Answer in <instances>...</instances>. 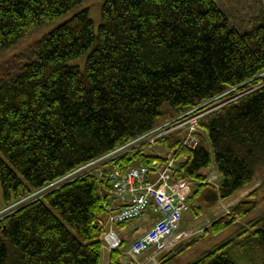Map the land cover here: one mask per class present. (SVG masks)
<instances>
[{
  "label": "trees",
  "instance_id": "trees-1",
  "mask_svg": "<svg viewBox=\"0 0 264 264\" xmlns=\"http://www.w3.org/2000/svg\"><path fill=\"white\" fill-rule=\"evenodd\" d=\"M85 1L0 0V53ZM100 11L97 31L80 11L0 68V211L11 207L0 219V264H100L103 217L114 201L104 176L90 171L12 205L216 102L239 96L203 116L195 149L181 133L157 140L176 162L173 180L194 183L191 214L230 199L264 168V8L262 23L245 32L217 0H104ZM144 150L131 149L111 168L166 163ZM211 168L219 188L204 183ZM250 196L211 230L256 209L257 193ZM210 248L187 264H264V214ZM119 259L112 252L109 264Z\"/></svg>",
  "mask_w": 264,
  "mask_h": 264
},
{
  "label": "built area",
  "instance_id": "built-area-1",
  "mask_svg": "<svg viewBox=\"0 0 264 264\" xmlns=\"http://www.w3.org/2000/svg\"><path fill=\"white\" fill-rule=\"evenodd\" d=\"M185 118L186 116L183 115L162 124L161 127L146 134L147 146L140 144L137 148L146 146V149L151 152L157 145V140L172 134V132H177L184 135V145L194 149L195 145L200 142L197 135L199 122L194 120L192 123L190 122L192 118L189 117L187 120ZM189 128L190 131H188ZM126 146L128 147V145ZM120 148L86 165L93 167L97 163L107 162L105 158L115 157L121 151ZM175 167L176 163L173 160H168L166 166L156 164L149 168L145 166L130 167L129 170L119 174L117 181L112 185L113 194L117 197L119 206L110 208L106 212L103 234L99 239L101 244L104 243L102 246L104 253L111 254L112 251L118 250L122 246V241L114 227L142 217L149 208L159 219L141 238L133 241L126 251V255L134 261L147 252H153L145 263L156 264L157 256L171 251L175 245L173 236L182 219L181 215L188 210L186 202L193 185L187 180H178L177 182L175 179L173 180L172 172ZM102 169L103 167L98 168L97 173H101ZM156 177L159 178V181H152ZM183 238L184 236L180 240Z\"/></svg>",
  "mask_w": 264,
  "mask_h": 264
},
{
  "label": "rangeland",
  "instance_id": "rangeland-1",
  "mask_svg": "<svg viewBox=\"0 0 264 264\" xmlns=\"http://www.w3.org/2000/svg\"><path fill=\"white\" fill-rule=\"evenodd\" d=\"M103 1L104 0H86L78 7L68 11L67 14L57 18V20L51 21L47 23L46 26L36 28V30L29 32L25 36V38L14 45V47L0 53L1 70H4L5 67H9L10 64L14 62L13 58H15L16 56L28 55L32 49V46L38 40H40L44 36H47V33L57 29L58 26L64 24V22L68 21V19L72 18L80 11H89L92 22H94V30L97 31L98 27L101 25L100 10ZM217 4L218 6H220L221 10H223L225 15L228 16L231 26L235 27L240 32L253 30L262 23L264 0H217ZM238 97L239 96L227 98L224 102H216V107L223 106L230 101L233 102ZM213 107H215V105ZM187 118L189 119V117H186L185 120H187ZM174 119L178 118L176 117ZM188 131H190V128L188 129ZM198 131H200L199 125ZM140 144H144V141L142 139H140V142L136 144L135 148L140 146ZM155 146V152L157 153L155 154L156 156L160 158H166V160H169L171 158L167 151H165L158 145ZM167 163L168 162L164 163L163 166H166ZM93 168L94 167L88 165L83 166L69 174V177L71 180H74L77 176L85 175L86 173L93 171ZM207 179L208 182H210L208 183L209 185L217 188L215 184L218 186V179H220L218 171L213 172L212 175L209 174ZM62 183L63 182H58L57 184H53V186L44 188L43 191L34 192L32 193V195L27 196L21 199V201L12 205V208H18L24 203L32 202V200L34 199L42 198L45 194L54 190V188L62 186ZM253 192L257 193V199L255 198V200L258 202V206L256 209H254L241 220L236 218V223L229 229L221 231V233H214L211 230V224L213 222L219 220L222 216H231V208L235 205L240 204L243 199L251 197L250 195H252ZM9 209L6 208L0 211V219L4 217V215H6V212L9 211ZM262 214H264V168L257 174L256 178L250 185L242 188L240 191L230 197V199L219 200V202L216 203L213 207L202 211V213H200L198 216H195L194 213L191 214L190 210L187 211L186 214H183V218L179 226L180 230L177 231L173 236L175 245L174 247H172L171 253L167 255H170L172 257H169L165 264L189 263L193 259L199 257L200 254L204 253L207 250H210V247L220 243L222 240L229 237V235L234 233V231H236L239 227H242L248 221ZM183 236L184 238L180 240V238H182ZM156 264H158V262Z\"/></svg>",
  "mask_w": 264,
  "mask_h": 264
},
{
  "label": "bare ground",
  "instance_id": "bare-ground-1",
  "mask_svg": "<svg viewBox=\"0 0 264 264\" xmlns=\"http://www.w3.org/2000/svg\"><path fill=\"white\" fill-rule=\"evenodd\" d=\"M217 105H215V107H212V108H209V109H206V110H204V111H193V112H191V113H187V114H184L186 117H191L192 119H191V121L190 122H192L193 123V121L195 120V121H197V122H200L201 121V119L203 118V116H205V114L206 113H208V112H210V111H212V110H214L215 108H217L216 107ZM185 126H187V125H185ZM186 128V127H185ZM140 139H142L143 141H144V143H147V139H146V137L144 136V137H142V138H140ZM140 139L139 140H135V141H131V142H129V144H127L128 145V147L126 146V145H123V146H121V151H119L118 152V155H116L115 157H111V156H109V157H107V158H105L106 159V161L107 162H101V163H97L96 165H94L93 167V171H94V173H95V175L97 176V179H99L100 178V180L101 179H103L102 177L104 176L105 178H106V180L107 181H109L110 182V184L111 185H113L116 181H117V178H118V176H119V174L121 173V172H118V171H116V170H113L112 168H111V164L115 161V160H117L119 157H121V156H124V155H126V154H128L129 153V151L131 150V149H134L135 148V146H136V144L138 143V142H140ZM197 145H195V147H196ZM185 147H187V148H189V149H193V148H191V147H188V146H185ZM195 147H194V149H195ZM97 160V159H96ZM95 162V161H94ZM92 163V162H91ZM107 164H108V168L106 169V171H102L101 173H97V169L98 168H100V167H104V166H107ZM131 167H134V166H131ZM136 168H140V167H136ZM209 172H207V176H206V179H207V177H208V175L210 174V175H212L213 174V172H215L216 170L215 169H209L208 170ZM219 176H220V174H219ZM206 179H205V181H204V183H206V184H208L209 182H208V179H207V181H206ZM186 180V179H185ZM71 181V179H70V177H69V174L68 175H65L64 176V178L63 179H61V180H59V181H57V182H54L53 184H57L58 182H63L61 185H63L64 183H66V182H70ZM152 181H159V178L158 177H156V178H153L152 179ZM176 182L178 181V180H175ZM187 181H189V180H187ZM189 182H191V181H189ZM192 183V182H191ZM53 184L52 185H50V186H53ZM193 185H194V183H193ZM193 185H192V187H193ZM191 191H192V189H191ZM190 195H191V192H190ZM190 197V196H189ZM188 197V198H189ZM111 198L112 199H114V201L112 202V203H110L109 204V206L106 208L107 210H106V212L108 211V210H110V208H114V207H117V206H119V203H118V200H117V197H115V195L112 193V195H111ZM152 215L154 216V221H153V223L155 222V221H157L159 218L155 215V214H153L152 213ZM183 215V214H182ZM182 215H181V217H182ZM183 218V217H182ZM103 234V233H102ZM101 246H104V243H102V245ZM121 248L123 249V245L121 246ZM124 250V249H123ZM128 250V249H127ZM126 250V251H127ZM126 251H125V253H126ZM102 253V252H101ZM147 257H145V261H147ZM157 263V262H156ZM160 262L158 261V264H159ZM145 264H148V263H145Z\"/></svg>",
  "mask_w": 264,
  "mask_h": 264
},
{
  "label": "crops",
  "instance_id": "crops-1",
  "mask_svg": "<svg viewBox=\"0 0 264 264\" xmlns=\"http://www.w3.org/2000/svg\"><path fill=\"white\" fill-rule=\"evenodd\" d=\"M154 219L155 218L152 213L148 211L145 215H143L141 219L132 221V223L117 226L115 228V231H117L121 240L124 242V248H127L134 239L143 236V234L148 231L149 228L153 225ZM109 260L110 255L108 253H104L103 255H101L100 264H109ZM127 261V258H120V263L122 264H127Z\"/></svg>",
  "mask_w": 264,
  "mask_h": 264
}]
</instances>
